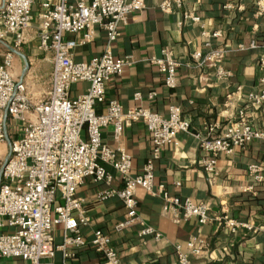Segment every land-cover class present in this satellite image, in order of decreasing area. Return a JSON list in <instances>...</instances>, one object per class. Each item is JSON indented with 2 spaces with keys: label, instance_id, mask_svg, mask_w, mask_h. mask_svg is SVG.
I'll list each match as a JSON object with an SVG mask.
<instances>
[{
  "label": "built area",
  "instance_id": "2783aa9c",
  "mask_svg": "<svg viewBox=\"0 0 264 264\" xmlns=\"http://www.w3.org/2000/svg\"><path fill=\"white\" fill-rule=\"evenodd\" d=\"M187 0H163L159 8L169 13L174 6L182 8ZM0 5V43L14 37L13 48L21 50L28 42L27 33L34 31L38 49L53 54L51 88L42 98L34 99L28 83L27 72L14 73L15 52L8 51L0 63V258H18L22 264H53L57 251L63 254L62 264H70L77 256V249L93 246L104 254V264H123L112 236L101 229L93 231L91 240L83 235L81 226L90 219L85 214L83 202L76 190L87 179L110 184L117 171L124 184L122 189L107 188L98 194L99 199L117 195L126 208L124 220L114 226L116 232L141 225L140 237L162 234L144 223L139 215L138 189L143 188L152 196L164 201L162 212L174 223L196 218L200 224L210 220V206L189 197L172 195L163 183H156L154 163L161 149L175 140L179 133H192L206 153L202 165L206 172L217 174L218 160L223 154H233L257 140L264 141V130L255 129L247 116L251 106L264 104V75L261 84L247 95V104L239 111L236 121L221 127L207 124L205 133L192 131L191 122L184 118L177 105H171L168 116L149 107L138 105L125 109L118 100L107 99V82L120 76L129 57L116 58L112 43L121 36L120 27L129 23L135 12L146 6V0H3ZM40 3L39 22L33 24V9ZM225 8H232L226 4ZM258 15L264 13L263 1L258 2ZM194 23L201 18L186 13ZM202 35L209 39L222 36V31L207 30L201 24ZM97 29L106 33L107 45L101 56L82 62L74 58V49L95 39ZM68 34H81L80 38H68ZM241 50L262 48L259 62L264 71V43H252L250 47L239 45ZM205 49L194 50L190 60L182 63L176 59L173 48L164 47L160 57L149 59L164 74L168 88H175L177 69L185 65L195 69L211 68L216 80L231 76L224 65L228 53L225 48H213L207 42ZM88 82L87 91L71 97L74 83ZM156 92L148 94L154 99ZM137 91L135 100H142ZM106 104V112L98 114L96 106ZM10 119V120H9ZM11 121V122H10ZM20 125L19 138L12 137L11 123ZM143 121L152 137L153 154L138 175H132L133 157L124 146L112 147L103 141L102 129L114 127V138L119 143L124 129ZM264 168L252 163L248 173L255 181L262 182ZM179 187L181 183L176 182ZM248 189H252L251 187ZM234 231L245 227L255 232L263 227H253L229 216L223 218ZM62 225V241L56 243V226ZM179 264H192L193 258L203 257L205 245L192 238L186 250L176 245Z\"/></svg>",
  "mask_w": 264,
  "mask_h": 264
},
{
  "label": "crops",
  "instance_id": "0c3cea01",
  "mask_svg": "<svg viewBox=\"0 0 264 264\" xmlns=\"http://www.w3.org/2000/svg\"><path fill=\"white\" fill-rule=\"evenodd\" d=\"M162 1L146 0L145 8L135 12L129 23L120 27L122 34L112 43L113 53L116 58L129 57L133 62L124 67L120 76L106 83V98L118 100L125 109L143 105L163 116H168L171 105H177L184 118L191 122L192 131L198 133H205L206 125L210 123L223 127L236 121L239 111L247 104V95L259 88L264 75L259 62L263 49L241 50L239 46L264 43V13L258 15L257 12L258 2L264 3V0H187L182 8L174 6L169 13L160 10ZM226 4H231L232 8H225ZM40 10L38 2L33 9V24L39 22ZM186 13L198 15L201 23L185 19ZM201 24L210 31L221 30L222 36L217 39L205 37ZM96 33L95 39L74 49L75 60L86 62L102 55L107 36L101 29ZM27 35L28 42L19 50L29 63L26 72L29 69L32 73L47 72L52 78L53 54L38 49L33 30ZM81 36L68 34L66 39ZM207 42L213 48L228 50L223 63L231 71L229 78L218 81L211 68L195 69L183 65L176 72L177 86L170 89L164 74L157 65L149 62L153 57H160L164 47H171L176 59L185 63L194 50L205 49ZM13 46V36L0 43V63ZM18 56L26 63L21 54L15 53V72ZM24 68L16 73L17 76L24 75ZM89 85L87 81L74 83L71 97L85 93ZM137 91L143 93L142 100L134 99ZM154 91L156 96L149 99L148 94ZM106 108L105 103L98 104L97 113L104 114ZM246 113L255 129L264 130V104L251 106ZM11 125L12 137L19 138L20 125L13 121ZM113 132L112 125L102 129L104 143L112 147L124 146L133 157L132 175L140 174L153 154L151 133L145 123L138 121L127 126L119 143ZM161 150L154 163L156 183L165 184L172 195L208 204V223L200 224L196 218L174 223L163 214L161 197L152 196L140 188L136 193L140 218L160 232L162 238L156 240L152 235L140 237L141 225L116 232L114 226L126 215L123 201L117 195L98 198V194L107 188L119 190L124 186L119 173L108 165L114 174L110 184L89 177L76 190V196L82 200L85 214L90 219L87 226H81L86 239L91 240L95 229L109 233L123 264H179L175 247L180 244L186 250L192 238L201 241L207 250L203 257L193 258L192 264H264V232L245 227L233 231L223 219L227 215L256 228L264 226V179L257 182L248 173V166L252 163L261 164L264 168V141H254L233 154L220 156L215 175L204 170L202 161L206 153L190 132L179 133ZM176 182L181 185L177 187ZM250 187L252 189H248ZM10 230L6 227L0 229V233ZM62 233V225L58 224L54 233L56 243L62 241ZM56 254L53 264H62L63 254L60 251ZM22 263L18 258H0V264ZM70 264H104V254L87 245L77 249V256Z\"/></svg>",
  "mask_w": 264,
  "mask_h": 264
},
{
  "label": "rangeland",
  "instance_id": "374dc122",
  "mask_svg": "<svg viewBox=\"0 0 264 264\" xmlns=\"http://www.w3.org/2000/svg\"><path fill=\"white\" fill-rule=\"evenodd\" d=\"M24 61L22 58H20L19 56L16 57V64H15V68L17 69V71L15 73V75H17L16 73H19L23 68H24ZM30 71V69H29ZM27 72L28 75V83L31 89V93L33 98L36 100L38 98H42L43 96H45L50 88H51V76L49 75V73L45 72ZM43 75V76H42ZM20 137V136H19Z\"/></svg>",
  "mask_w": 264,
  "mask_h": 264
},
{
  "label": "water",
  "instance_id": "95a60500",
  "mask_svg": "<svg viewBox=\"0 0 264 264\" xmlns=\"http://www.w3.org/2000/svg\"><path fill=\"white\" fill-rule=\"evenodd\" d=\"M11 50L13 51V52H15V53H19V54H21L24 58H25V70H24V74L26 73V71L28 70V68H29V63H28V60H27V58H26V56L22 53V52H20L19 50L17 51L16 49H14V48H11ZM1 180H2V172L0 173V183H1Z\"/></svg>",
  "mask_w": 264,
  "mask_h": 264
}]
</instances>
